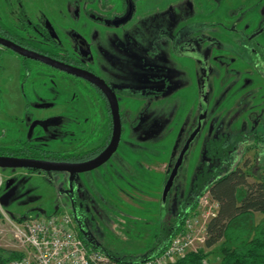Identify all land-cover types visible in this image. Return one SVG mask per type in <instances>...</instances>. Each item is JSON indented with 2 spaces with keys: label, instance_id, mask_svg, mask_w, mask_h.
<instances>
[{
  "label": "flooded vegetation",
  "instance_id": "flooded-vegetation-1",
  "mask_svg": "<svg viewBox=\"0 0 264 264\" xmlns=\"http://www.w3.org/2000/svg\"><path fill=\"white\" fill-rule=\"evenodd\" d=\"M142 4L143 0H67L65 8L56 10L57 13L51 10L48 16L36 15L35 6L30 10L33 15L28 12L20 14L18 19L21 25L16 30L6 27L0 19V24L6 27L5 31L0 30V38L54 63L88 72L111 90L121 125L119 145L111 158L118 154L121 144H124L126 102H141L137 113L139 121L132 130L144 124V110L157 107L164 110L169 105L176 112L181 104H185L186 111L193 108V102L187 98L183 101L180 99L181 88L176 80L181 75L187 79L188 88H192L195 80L197 95V120L185 140L198 127V123L201 129L208 124L209 110L217 112L234 107L229 105L231 100L225 96L224 89L218 91L217 75L209 80L211 73L214 71L216 74L221 67H231L237 77L233 83V86L237 85L236 100V95H240L245 102L252 100L249 107L247 103L239 105L235 116L245 114L254 131L259 126L264 128V118L255 112V109L264 107L257 102V98L264 99V0H158L151 3L147 10L146 5ZM150 17L156 20L149 29H144L143 21ZM182 21H185V25L181 28ZM163 23L169 26L163 28ZM182 30H185V41H182ZM135 32L142 34L140 42L136 40ZM153 35L158 46L149 51L145 45ZM4 52L13 53L21 59L22 89L25 86L32 89L34 77L41 78L44 87L42 99L48 100L43 101L42 105L48 108L58 105L65 111L45 119L27 120L14 116L11 120L14 129L8 128V122L3 127L0 125V157L58 163H83L98 157L110 144L114 127L113 106L103 91L82 77L19 56L0 46V56ZM128 61H134L138 70L148 72L145 85L119 83L118 77L125 76V71L130 68ZM1 95L0 86V111L3 104ZM155 102L161 104L153 107ZM25 108H29L27 102ZM149 124L151 128L144 138L155 135L156 127L161 122L151 118ZM233 124H237L236 119L225 123L227 126ZM238 125L240 129L243 127L242 122ZM180 139L173 148V154H176L173 165L185 144L179 147ZM212 139L222 138L211 137L203 145L205 161L202 167L208 160L206 146ZM50 140H59L63 149L49 150L44 147V142ZM119 163L125 170V159ZM0 169L18 170L26 176L39 174L48 177L50 173L57 174L28 168ZM115 172L118 173L116 169ZM87 173L72 178L67 173H61L68 177V194L73 207L80 202L76 198L75 187L88 184L80 179L81 175ZM1 191L0 207L3 206L1 199L12 193L7 206L17 191V185L11 179H0Z\"/></svg>",
  "mask_w": 264,
  "mask_h": 264
},
{
  "label": "rangeland",
  "instance_id": "rangeland-1",
  "mask_svg": "<svg viewBox=\"0 0 264 264\" xmlns=\"http://www.w3.org/2000/svg\"><path fill=\"white\" fill-rule=\"evenodd\" d=\"M39 1L0 0L2 23L8 28L16 30L17 26L21 25L18 19L20 14L23 15V13L28 12L33 15L30 10L35 6L36 15L48 16L49 11L52 10L57 13L56 10H62L67 3V0ZM157 1L143 0L144 5H142H146L145 9L147 10L151 3ZM154 17H150L147 21L146 18L143 21L146 27L144 29H149L150 24L155 22L156 18ZM161 25L163 28L169 26L164 23ZM184 25L185 21H182L181 28ZM135 33L136 40L140 42L142 34ZM181 33L183 35L182 41H185V30H182ZM147 42L145 46L149 51L158 46L154 35ZM143 56L145 55L143 54ZM20 61V58L10 52H4L0 56L2 71L0 86L3 102L0 111V125L3 127L8 122V128L12 129H14V125L11 120L14 116L27 120L32 118L45 119L65 111L58 105H53L52 108L42 105L43 101L48 100L42 99L41 91L44 87L41 78L34 77L32 89L26 88V86L22 89ZM128 64L130 68L127 72L125 71V76L120 75L118 77L119 83L122 85H145L148 82V72L138 70L134 61H128ZM215 75H217L215 81L219 84L218 91L224 89L225 96L231 100L229 105H234V107L229 110L221 109L217 112L209 110L207 115L209 122L203 129H201V124L197 122L198 127L193 133L196 132L198 138L184 157L165 202L162 199L163 189L176 157V154H173V148L178 138H181L179 147L186 143L188 139H185L194 127L193 123L198 116L196 114L195 80L192 88H188L189 83L183 75L176 80L181 88L179 94L182 97L180 99L183 101L187 98L189 102H193V108L186 111L185 104H181L176 112H173L168 107L169 105L164 110H160L159 107L144 110L146 111L142 113L144 124H139L135 130H132L134 124H138L139 121L137 113L141 102H126L124 144H121L118 154L116 153L109 162L95 171L81 175V181L85 183L87 181L88 184L83 185V187L79 185L75 187L76 198L80 201L77 206L71 205L68 194L70 189L68 177L61 173H50L48 177L39 174L26 176L18 170L0 169V179H11L17 185V191L10 203L7 206H1L0 215L4 212L14 219H21L22 217L41 219L58 210L76 216L77 233L80 231L92 246L110 255L112 260L116 258L126 261L125 264H135L145 260L148 256L155 255L160 250V245L156 240L161 233L162 225L168 224L169 220L177 215L180 203L186 198L197 171L202 167V162L205 161L203 145L211 137H219L220 139L225 136L229 144L232 145L228 155L221 160L223 170H226L224 173L235 168H242L251 174L249 182H254L255 178L264 172V168L257 170L264 166V128L259 126L254 131L245 114L235 116V113L239 111V105L247 103L249 107L252 100L249 99L245 102L240 95H236V100L237 85L233 86V83L237 77L231 71V67H221L220 70L217 69L216 74L213 71L209 80L211 81ZM239 99L241 100L238 101ZM257 99L259 105H264V99ZM26 102L29 105L27 110L25 108ZM160 104L155 102L153 107ZM242 109L245 110V108ZM255 112L258 114L257 116L264 118V113H262L264 107L255 109ZM151 118L157 119L161 124L156 127L155 135L144 138L147 135V130L151 128L149 124ZM234 119L237 120V124L225 125L227 121ZM212 121L215 123L212 124ZM240 122L243 123L241 129L238 125ZM142 136L144 140L141 139ZM61 144L59 140H50L44 142V147L49 150L61 151L63 149ZM122 159H125V170L120 167L119 162ZM113 166H116L115 169L118 173L115 172V169L113 170ZM108 169L111 172L103 173ZM102 175L107 176V178H103ZM0 195H2V191ZM163 219L165 222H162ZM244 221L250 228L264 223V216L255 214L253 218H246ZM0 246L1 250H14L9 240L1 242ZM207 252L209 253L207 263L218 264L221 257L219 245L207 250Z\"/></svg>",
  "mask_w": 264,
  "mask_h": 264
},
{
  "label": "trees",
  "instance_id": "trees-1",
  "mask_svg": "<svg viewBox=\"0 0 264 264\" xmlns=\"http://www.w3.org/2000/svg\"><path fill=\"white\" fill-rule=\"evenodd\" d=\"M0 30L5 31L6 27L0 24ZM231 149L232 145L226 137L212 139L208 143V160L197 171L186 198L180 203L177 215L168 224L162 225L156 240L162 247L161 251L181 230L185 218L196 208L205 192L218 205L216 215L207 224L204 247L187 254L174 264H207V250L217 245L221 254L218 264H264V223L249 228L244 221L246 218H253L255 214L264 216V172L254 182H249L251 174L242 168L224 173L226 170H223L221 160ZM262 168L264 166L257 170ZM162 222H165L164 219ZM79 236L86 245L90 244L82 233ZM20 257L21 253L0 249V263ZM113 259L119 263L126 262Z\"/></svg>",
  "mask_w": 264,
  "mask_h": 264
},
{
  "label": "built area",
  "instance_id": "built-area-1",
  "mask_svg": "<svg viewBox=\"0 0 264 264\" xmlns=\"http://www.w3.org/2000/svg\"><path fill=\"white\" fill-rule=\"evenodd\" d=\"M217 209V203L205 192L163 251L135 264H174L203 248L207 224ZM75 225L73 215L65 212L57 211L41 219L21 220L2 212L0 243L9 240L14 248L12 251L21 253V257L0 264H121L100 249L87 246Z\"/></svg>",
  "mask_w": 264,
  "mask_h": 264
},
{
  "label": "water",
  "instance_id": "water-1",
  "mask_svg": "<svg viewBox=\"0 0 264 264\" xmlns=\"http://www.w3.org/2000/svg\"><path fill=\"white\" fill-rule=\"evenodd\" d=\"M122 21L124 22L125 18H123ZM0 46L11 50L12 52L16 53L19 56L25 57L27 59L43 62L52 67L58 68L66 73L76 75L78 77H82L87 81L97 85L106 95L107 99L110 101V104H112L111 106H113L112 114L114 120L113 136L110 144L98 157H96L91 161H87L83 163H58V162H41L35 160L11 159V158L0 157V168H28V169L37 170V171L39 170L44 172L67 173L70 175V178H72L77 174L91 172L99 168L103 164H105L111 158V156L116 152L121 135V125L119 122L118 110L114 95L112 94L111 90L101 80H99L97 77L93 76L88 72L80 71L78 69L69 66L54 63L52 62V60L44 56H41L39 54H36L30 50H27L13 42L0 38ZM202 94H204V88H202ZM195 138H196V132L192 133V135L188 138V140L184 144L175 164L172 167L171 172L169 173L162 194L163 197L162 199L164 202L170 190L173 187L175 178L177 177L179 168L183 163L184 157ZM10 195H12V193L7 194L1 199V205L6 206L7 200L10 197ZM40 213L43 212L40 211Z\"/></svg>",
  "mask_w": 264,
  "mask_h": 264
},
{
  "label": "crops",
  "instance_id": "crops-1",
  "mask_svg": "<svg viewBox=\"0 0 264 264\" xmlns=\"http://www.w3.org/2000/svg\"><path fill=\"white\" fill-rule=\"evenodd\" d=\"M56 212H57V211H56ZM23 218H24V217H23ZM21 219H22V218H21ZM21 219H18V220H21ZM78 233H81V232L78 231ZM78 235H79V234H78ZM87 246L95 248L94 246H92V245H90V244L87 245ZM161 248H162V247L160 246V250H159L158 252H156V254L159 253V252L161 251ZM97 249H98V248H97ZM209 250H210V249H209Z\"/></svg>",
  "mask_w": 264,
  "mask_h": 264
}]
</instances>
